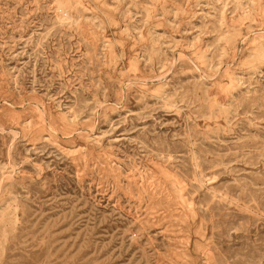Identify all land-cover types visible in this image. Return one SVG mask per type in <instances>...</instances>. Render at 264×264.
Wrapping results in <instances>:
<instances>
[{
  "label": "rangeland",
  "instance_id": "rangeland-1",
  "mask_svg": "<svg viewBox=\"0 0 264 264\" xmlns=\"http://www.w3.org/2000/svg\"><path fill=\"white\" fill-rule=\"evenodd\" d=\"M0 264H264V0H0Z\"/></svg>",
  "mask_w": 264,
  "mask_h": 264
},
{
  "label": "bare ground",
  "instance_id": "bare-ground-1",
  "mask_svg": "<svg viewBox=\"0 0 264 264\" xmlns=\"http://www.w3.org/2000/svg\"><path fill=\"white\" fill-rule=\"evenodd\" d=\"M60 120V119H59ZM177 194V193H176Z\"/></svg>",
  "mask_w": 264,
  "mask_h": 264
}]
</instances>
